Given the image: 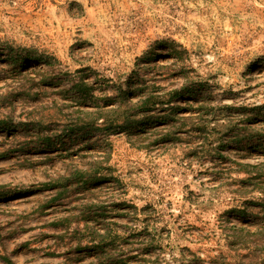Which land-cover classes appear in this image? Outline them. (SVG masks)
Here are the masks:
<instances>
[{
  "label": "rangeland",
  "instance_id": "374dc122",
  "mask_svg": "<svg viewBox=\"0 0 264 264\" xmlns=\"http://www.w3.org/2000/svg\"><path fill=\"white\" fill-rule=\"evenodd\" d=\"M2 125L0 264H264V0H0Z\"/></svg>",
  "mask_w": 264,
  "mask_h": 264
},
{
  "label": "trees",
  "instance_id": "16d2710c",
  "mask_svg": "<svg viewBox=\"0 0 264 264\" xmlns=\"http://www.w3.org/2000/svg\"><path fill=\"white\" fill-rule=\"evenodd\" d=\"M39 61H45L42 58H35ZM188 95V96H195L194 93L186 88L185 86L181 88H174L170 90V92H165L163 95H154V94H146L144 99L140 102V104L135 106H128L129 112L132 111V113L128 114L126 117L125 124H128L131 122V119H133L136 115H141L142 118L139 120H134L136 123H140L142 121L148 120L153 121V123L156 121H172V124L169 126H173L174 124L177 125L176 130L173 133H179L181 132V128L186 124V120L190 118L191 116H180L178 114V110L185 108L186 106H180V105H173L172 100L175 98H178L182 95ZM188 105V104H187ZM131 116V118H129ZM199 119L196 122V126H193L194 130L198 133H201L204 130V127L206 126V118L202 119L198 117ZM174 123V124H173ZM7 125H9L8 122H6ZM5 124V125H6ZM194 123H191L190 127H192ZM5 125L0 126V128L5 127ZM173 135V134H172Z\"/></svg>",
  "mask_w": 264,
  "mask_h": 264
}]
</instances>
